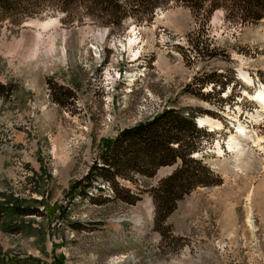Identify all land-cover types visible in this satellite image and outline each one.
<instances>
[{
  "label": "rangeland",
  "instance_id": "rangeland-1",
  "mask_svg": "<svg viewBox=\"0 0 264 264\" xmlns=\"http://www.w3.org/2000/svg\"><path fill=\"white\" fill-rule=\"evenodd\" d=\"M204 17L169 3L114 32L59 11L0 22V204L38 213L7 211L0 264H264V20ZM168 108L209 120L191 158L219 184L161 219L151 190L172 167L120 181L132 204L85 177L105 141Z\"/></svg>",
  "mask_w": 264,
  "mask_h": 264
},
{
  "label": "trees",
  "instance_id": "trees-1",
  "mask_svg": "<svg viewBox=\"0 0 264 264\" xmlns=\"http://www.w3.org/2000/svg\"><path fill=\"white\" fill-rule=\"evenodd\" d=\"M169 3L192 8L205 19L222 10L234 23L256 24L264 20V0H0V22L8 20L20 25L59 11L65 14L63 21L68 24L88 20L114 32L122 29L127 18L151 22L155 11ZM208 83L224 86L212 80ZM10 92V87L0 84V98ZM205 133L193 117L173 108L164 109L147 122L124 129L114 139L105 141L85 181L105 183L119 200L132 204L135 198L120 181L151 180L161 168L176 166L151 190L156 215L163 219L195 188L219 184L201 161L191 158L199 151ZM74 188L75 193H80L78 186ZM98 188L101 190V184ZM8 208L0 204V223L8 210L19 216L38 214L18 206Z\"/></svg>",
  "mask_w": 264,
  "mask_h": 264
},
{
  "label": "bare ground",
  "instance_id": "bare-ground-1",
  "mask_svg": "<svg viewBox=\"0 0 264 264\" xmlns=\"http://www.w3.org/2000/svg\"><path fill=\"white\" fill-rule=\"evenodd\" d=\"M57 21V20H56ZM56 21H51V20H49V21H47V22H44V23H42V24H40V23H36V25L38 26V25H48L49 26V23L51 22V23H55ZM27 24V23H26ZM44 27V26H43ZM103 37L104 36H102L101 37V40L103 39ZM104 40V39H103ZM249 83H251V80H247ZM254 101L255 102H257V103H263V104H261L263 107H264V91H262V92H259V93H257L256 94V96H255V98H254ZM197 123L200 125V127H204L205 125H207L208 123H210L209 122V120L208 119H202V118H198L197 119ZM218 128V127H217ZM230 149H233V147L232 146H230L229 147ZM235 148V147H234ZM236 152V151H235ZM243 153V152H242ZM148 210H150V208H149V206H148Z\"/></svg>",
  "mask_w": 264,
  "mask_h": 264
},
{
  "label": "water",
  "instance_id": "water-1",
  "mask_svg": "<svg viewBox=\"0 0 264 264\" xmlns=\"http://www.w3.org/2000/svg\"><path fill=\"white\" fill-rule=\"evenodd\" d=\"M196 123H197V120H196ZM197 126L200 127V125L197 123ZM171 169H168V168H164V169H161L157 172L156 174V178L160 179L162 178L167 172H170ZM173 170V169H172Z\"/></svg>",
  "mask_w": 264,
  "mask_h": 264
}]
</instances>
